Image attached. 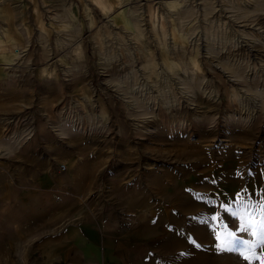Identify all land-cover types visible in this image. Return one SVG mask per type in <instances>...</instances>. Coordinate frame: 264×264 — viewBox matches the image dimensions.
I'll return each mask as SVG.
<instances>
[{
  "label": "rangeland",
  "instance_id": "rangeland-1",
  "mask_svg": "<svg viewBox=\"0 0 264 264\" xmlns=\"http://www.w3.org/2000/svg\"><path fill=\"white\" fill-rule=\"evenodd\" d=\"M0 4L24 34L2 65L0 264H58L50 234L72 222L12 205L29 145L33 179L57 155L79 199L136 218L164 261L258 264L241 253L264 256V0ZM228 233L241 243L218 251Z\"/></svg>",
  "mask_w": 264,
  "mask_h": 264
},
{
  "label": "crops",
  "instance_id": "crops-1",
  "mask_svg": "<svg viewBox=\"0 0 264 264\" xmlns=\"http://www.w3.org/2000/svg\"><path fill=\"white\" fill-rule=\"evenodd\" d=\"M13 12L15 9L11 5L0 4V21L9 22L0 31V94L13 90L7 84L2 65L13 59L12 44L24 36L17 27V20H13ZM31 149L30 145L24 149L27 160L21 164L25 169L27 186L11 191L14 193L12 205L23 207L24 211L32 205L31 214L37 217L47 214V217L42 219L44 224L50 223L54 226L63 219L72 220L66 222L63 227L60 225L58 231L50 234L52 237L49 242L58 254V264H177L175 261L163 260L160 248L154 244L157 235L147 237L143 229L136 225V218L127 217L124 222L122 217L115 218L107 212L103 213L96 200L88 202L84 194L79 199L74 181L68 180L67 174L59 171L54 164L59 161L57 155H47L40 164L41 173L33 179L35 164L34 151ZM38 194L41 197L44 195L45 199L35 201ZM74 204L76 213H67L66 209ZM132 219L135 220L134 226L129 225Z\"/></svg>",
  "mask_w": 264,
  "mask_h": 264
},
{
  "label": "snow or ice",
  "instance_id": "snow-or-ice-1",
  "mask_svg": "<svg viewBox=\"0 0 264 264\" xmlns=\"http://www.w3.org/2000/svg\"><path fill=\"white\" fill-rule=\"evenodd\" d=\"M250 225L244 224L242 225V230H246ZM217 239V244L216 248L218 251H232L234 250L233 244L235 242L236 245H239L241 242L238 240L234 241V237L231 233H228L226 236H221L220 234H217L216 236ZM199 247V245H197ZM242 258L245 261H258V264H264V256L257 257L256 253L254 251L252 252H246V253H241Z\"/></svg>",
  "mask_w": 264,
  "mask_h": 264
},
{
  "label": "built area",
  "instance_id": "built-area-1",
  "mask_svg": "<svg viewBox=\"0 0 264 264\" xmlns=\"http://www.w3.org/2000/svg\"><path fill=\"white\" fill-rule=\"evenodd\" d=\"M66 170V167H65V165H63V164H61L60 166H59V171H65Z\"/></svg>",
  "mask_w": 264,
  "mask_h": 264
},
{
  "label": "bare ground",
  "instance_id": "bare-ground-1",
  "mask_svg": "<svg viewBox=\"0 0 264 264\" xmlns=\"http://www.w3.org/2000/svg\"><path fill=\"white\" fill-rule=\"evenodd\" d=\"M149 12V11H148ZM37 17H39L38 15H37ZM10 66V65H9ZM61 126V125H60ZM59 126V127H60ZM62 127H60V129H61ZM59 130V129H58ZM31 131V130H30ZM55 131H57V128L55 129ZM60 131H62V130H60ZM57 132H59V131H57ZM63 132V131H62ZM62 132H60V133H62ZM31 133V132H30ZM56 133V132H55ZM60 133H57V134H60ZM64 133V132H63ZM66 134V133H65ZM65 134H64V136H65ZM60 135H62V134H60Z\"/></svg>",
  "mask_w": 264,
  "mask_h": 264
}]
</instances>
